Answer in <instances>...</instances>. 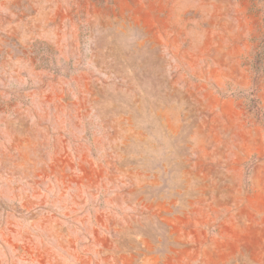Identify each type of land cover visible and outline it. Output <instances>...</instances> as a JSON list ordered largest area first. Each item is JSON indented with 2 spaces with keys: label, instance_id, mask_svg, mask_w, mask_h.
Here are the masks:
<instances>
[{
  "label": "rangeland",
  "instance_id": "obj_1",
  "mask_svg": "<svg viewBox=\"0 0 264 264\" xmlns=\"http://www.w3.org/2000/svg\"><path fill=\"white\" fill-rule=\"evenodd\" d=\"M0 264H264V0H0Z\"/></svg>",
  "mask_w": 264,
  "mask_h": 264
}]
</instances>
